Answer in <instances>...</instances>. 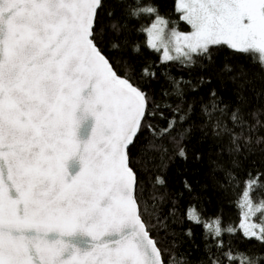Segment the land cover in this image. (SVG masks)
Segmentation results:
<instances>
[{
    "label": "water",
    "instance_id": "obj_1",
    "mask_svg": "<svg viewBox=\"0 0 264 264\" xmlns=\"http://www.w3.org/2000/svg\"><path fill=\"white\" fill-rule=\"evenodd\" d=\"M100 2L0 0V264H163L128 162L146 102L92 40Z\"/></svg>",
    "mask_w": 264,
    "mask_h": 264
},
{
    "label": "trees",
    "instance_id": "obj_2",
    "mask_svg": "<svg viewBox=\"0 0 264 264\" xmlns=\"http://www.w3.org/2000/svg\"><path fill=\"white\" fill-rule=\"evenodd\" d=\"M158 19L191 30L176 0H101L92 37L146 102L128 149L140 218L163 264H264V61L217 43L164 62L147 42Z\"/></svg>",
    "mask_w": 264,
    "mask_h": 264
},
{
    "label": "rangeland",
    "instance_id": "obj_3",
    "mask_svg": "<svg viewBox=\"0 0 264 264\" xmlns=\"http://www.w3.org/2000/svg\"><path fill=\"white\" fill-rule=\"evenodd\" d=\"M264 0H176L181 19L189 32L169 29L158 19L147 30L148 46L167 61H186L197 51L224 43L235 50L253 51L264 61ZM241 229L247 236L258 235L260 226L253 222L257 207L246 199L242 203Z\"/></svg>",
    "mask_w": 264,
    "mask_h": 264
}]
</instances>
